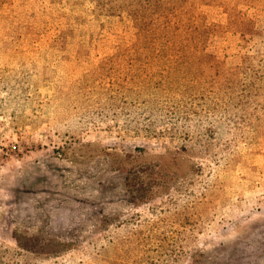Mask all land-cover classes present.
Listing matches in <instances>:
<instances>
[{
  "label": "rangeland",
  "instance_id": "1",
  "mask_svg": "<svg viewBox=\"0 0 264 264\" xmlns=\"http://www.w3.org/2000/svg\"><path fill=\"white\" fill-rule=\"evenodd\" d=\"M0 264H264V0H0Z\"/></svg>",
  "mask_w": 264,
  "mask_h": 264
}]
</instances>
